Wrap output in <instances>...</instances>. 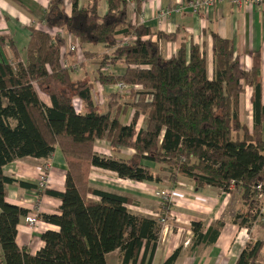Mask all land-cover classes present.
Masks as SVG:
<instances>
[{
    "label": "trees",
    "instance_id": "1",
    "mask_svg": "<svg viewBox=\"0 0 264 264\" xmlns=\"http://www.w3.org/2000/svg\"><path fill=\"white\" fill-rule=\"evenodd\" d=\"M71 2L68 14L65 0H49L46 27L66 31L74 53L78 44L83 49L101 45L102 53L85 49L80 62L72 64L69 56L74 53L62 57L68 44L65 37L32 28L26 62L19 54L13 61L0 60V246L5 264H108L109 254L116 251L121 264H153L162 230L159 220L133 213L129 209L133 201L127 197L91 188L94 169L160 185L164 180L145 164L150 162L161 166L172 184L188 181L197 189L240 190L245 208L234 222L250 234L258 225L264 228L261 54H255L252 68L245 69L235 42L213 33L210 75L203 45H192L189 55L181 48L166 57L162 42L173 36L131 23L128 0H107L104 15L99 13L101 0L83 7L79 0ZM7 43L16 49L8 37L0 36V46ZM94 61L99 65L92 71L94 80L79 78L80 66ZM117 68L124 72L117 73ZM119 83L132 89L114 92L111 87ZM97 85L111 88L106 112L95 100ZM248 89L252 130L241 116V99ZM44 95L51 106L42 101ZM128 108L133 115L124 125L121 117ZM141 118L143 126L138 129ZM100 140L109 142L114 156L95 151ZM120 148L134 154L119 158ZM57 149L68 167L63 192L4 175V168L16 160L48 161ZM9 185L61 201L59 215H42L59 230L43 234L44 247L36 255L17 244L18 226L29 211L6 201ZM223 227V221L209 228L192 223L193 248L215 244ZM263 246L264 241L251 239L236 264H263L259 262ZM181 254L177 249L164 264H175Z\"/></svg>",
    "mask_w": 264,
    "mask_h": 264
},
{
    "label": "crops",
    "instance_id": "2",
    "mask_svg": "<svg viewBox=\"0 0 264 264\" xmlns=\"http://www.w3.org/2000/svg\"><path fill=\"white\" fill-rule=\"evenodd\" d=\"M91 1L79 0V5L83 7ZM191 1L194 0H128V20L134 25H144L156 32L172 35L174 38L172 41L162 42L164 54L168 58L177 54L181 48H185L189 55L192 45H203L207 52L210 75L213 72V33L235 42L236 54L245 69L252 68L255 54H261L264 100V4L235 6L223 3L200 15H195L187 9H179V6ZM64 5L66 12L71 14V0H65ZM48 6L49 0H0V36L8 37L16 48L12 49L10 43H7L5 47L0 46V60L13 61L19 54L21 61L26 62L32 28L48 32L52 36L59 35L57 29L49 31L45 25L44 16ZM175 8L179 11L173 12L170 17L160 21L159 14L162 10ZM107 10V0H101L99 13L104 15ZM69 36L64 31L67 41H69ZM14 50L18 52L15 53ZM97 50L102 52L103 48H97ZM116 71L123 73L124 69L117 68ZM96 89L98 90V101L105 102L101 110L106 112L107 96L111 93L110 87L97 85L94 88V95ZM251 92L252 90L248 89L246 93L250 106V118L246 124L250 130L253 129ZM42 101L47 106H51V101L47 96H42ZM132 115L133 109L128 108L121 117L122 123L129 125ZM141 127L137 126L138 129ZM95 151L105 155H115L106 140L97 141ZM133 154L134 151L128 148H120L119 153H116L122 159H128ZM145 164L152 171L159 168L156 167L159 165L154 163L146 162ZM67 171L65 159L60 149H57L53 158L48 161L31 157L16 160L4 168V175L20 182L38 185L41 174L47 172L50 178L49 188L63 192ZM90 186L127 197L133 201V204L129 206L133 213L159 220L162 230L153 264H164L179 248L182 249V254L175 264H236L251 239L264 241V238H257L255 234V229H264L262 226L258 225L250 234L247 228L240 227L234 222L235 216L245 208L242 194L237 189L232 193H226L210 186L197 189L193 183L188 181L172 184L165 179L160 185L139 183L120 179L112 172L99 169L92 170ZM163 192L180 194V197H173L166 203V210L164 209L165 204L160 199ZM90 198L96 199L93 196ZM6 201L29 211L18 226L17 244L20 248H27L32 255H36L44 247L43 234L49 230H59L57 226L46 223L42 215H59L61 201L17 185L7 187ZM29 217L38 218L36 229L28 227ZM161 219H164V222H161ZM218 221H223L224 227L217 242L211 246L199 245L193 248L192 223L201 222L209 228ZM261 252L259 262L263 263ZM0 259V264H5L1 247ZM107 263L121 264L119 252L109 254Z\"/></svg>",
    "mask_w": 264,
    "mask_h": 264
},
{
    "label": "built area",
    "instance_id": "3",
    "mask_svg": "<svg viewBox=\"0 0 264 264\" xmlns=\"http://www.w3.org/2000/svg\"><path fill=\"white\" fill-rule=\"evenodd\" d=\"M223 3H227V4H231V5H235V6H243V5L261 6L264 4V0H194L188 4L179 6V9L180 10L187 9L195 15H200L202 12L209 11L213 7H215L219 4H223ZM177 11H179L177 8L162 10L159 14L160 21L164 20L165 18L170 17V15L173 12H177ZM57 31H58L59 35L64 37V31L63 30H57ZM75 51H76V48L74 45H71V47L68 49L66 47H64L62 49V57L64 58L68 53H70V52L74 53ZM111 88L113 89L114 92H124V91H129L130 89H132L131 86L125 85L123 83H119V84H117ZM134 88L137 89L138 87L135 86ZM80 104H81L80 100H78V99L74 100V105L77 108L78 112H80V108H81ZM49 186H50L49 174L47 172H43L40 176V179H39V188L45 189ZM261 189H262V185H258L257 191H260ZM173 197H180V194L163 192L160 196V199L162 200L163 203H168L170 200L173 199ZM37 222H38V218L29 217L27 220V225L31 229H36ZM161 222H164V219H161Z\"/></svg>",
    "mask_w": 264,
    "mask_h": 264
},
{
    "label": "rangeland",
    "instance_id": "4",
    "mask_svg": "<svg viewBox=\"0 0 264 264\" xmlns=\"http://www.w3.org/2000/svg\"><path fill=\"white\" fill-rule=\"evenodd\" d=\"M77 46H78L77 52L74 53L73 55L69 56V58H70L69 62L72 64H76V63L80 62L79 60L83 57L85 49L97 50V48L101 49V47H102L101 45H99V46L88 45L86 48L83 49L79 46V44ZM70 47H71V36H69V41H68L66 48L68 49ZM98 66H99L98 61L91 62V64L88 66H85V65L80 66V69L77 70L78 71L77 76L83 80H94V74L92 73V71L94 72L96 69H98ZM88 72L90 73L89 76L87 74ZM97 93H98V90L96 89L95 99L97 101V105L100 108H104L105 102H103L101 100L98 101ZM247 99H248V95L246 94L242 97L243 103L241 104V116H242V119L245 123H247L249 121V118H250V106L248 105ZM142 124H143V120L141 118L138 121L137 126L141 127ZM156 167H159V168L154 170L153 172L159 173V175L163 178V180L164 179L167 180L168 175L161 171L162 167L161 166H156ZM255 234H256L257 238H264V229H261V228L255 229ZM261 259L263 260L262 262L264 263V248H263V251L261 252ZM3 260H4V257H3ZM0 261H1V259H0Z\"/></svg>",
    "mask_w": 264,
    "mask_h": 264
}]
</instances>
